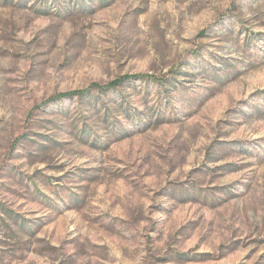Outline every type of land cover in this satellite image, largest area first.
Returning a JSON list of instances; mask_svg holds the SVG:
<instances>
[{"label": "rangeland", "instance_id": "1", "mask_svg": "<svg viewBox=\"0 0 264 264\" xmlns=\"http://www.w3.org/2000/svg\"><path fill=\"white\" fill-rule=\"evenodd\" d=\"M0 264H264V0H0Z\"/></svg>", "mask_w": 264, "mask_h": 264}, {"label": "trees", "instance_id": "2", "mask_svg": "<svg viewBox=\"0 0 264 264\" xmlns=\"http://www.w3.org/2000/svg\"><path fill=\"white\" fill-rule=\"evenodd\" d=\"M127 78V76H123L121 78H119L118 80H115L107 85H104V86H95L97 87V89L99 90H102V91H107L115 86H117L119 83H121L123 80H125ZM85 94V91H82V90H77V91H71V92H67V93H64L62 95L64 96H68V97H71L73 95H83Z\"/></svg>", "mask_w": 264, "mask_h": 264}]
</instances>
